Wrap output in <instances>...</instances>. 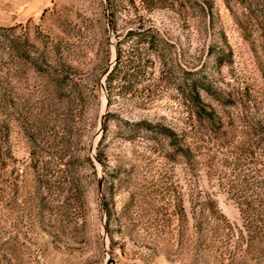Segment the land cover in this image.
Instances as JSON below:
<instances>
[{
  "label": "rangeland",
  "instance_id": "rangeland-1",
  "mask_svg": "<svg viewBox=\"0 0 264 264\" xmlns=\"http://www.w3.org/2000/svg\"><path fill=\"white\" fill-rule=\"evenodd\" d=\"M195 77L224 123L264 114V0H0V264H264L258 240L200 236L182 159L166 181Z\"/></svg>",
  "mask_w": 264,
  "mask_h": 264
},
{
  "label": "trees",
  "instance_id": "trees-1",
  "mask_svg": "<svg viewBox=\"0 0 264 264\" xmlns=\"http://www.w3.org/2000/svg\"><path fill=\"white\" fill-rule=\"evenodd\" d=\"M189 80L181 91L188 115L180 127L166 126V181L175 178L176 170L171 165L182 159L183 181L192 199L200 236L205 237L202 225L211 224L214 228L209 234L216 236L222 231L229 240L235 234L242 241L258 240L264 252V114L238 117L239 121L229 117L224 123L219 112L202 100L199 88L220 103L225 101L223 95L204 80ZM62 160L59 158L60 164ZM205 178L209 183L219 182L220 188L235 201L242 229L222 220L212 197L202 187ZM173 186L172 182L169 192L176 190ZM179 200L182 201L180 197ZM182 214L188 224L183 208Z\"/></svg>",
  "mask_w": 264,
  "mask_h": 264
}]
</instances>
